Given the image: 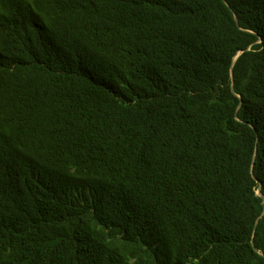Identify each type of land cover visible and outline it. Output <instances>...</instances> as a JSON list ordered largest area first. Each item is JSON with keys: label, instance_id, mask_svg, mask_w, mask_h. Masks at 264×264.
<instances>
[{"label": "trees", "instance_id": "trees-1", "mask_svg": "<svg viewBox=\"0 0 264 264\" xmlns=\"http://www.w3.org/2000/svg\"><path fill=\"white\" fill-rule=\"evenodd\" d=\"M0 264H264V0H0Z\"/></svg>", "mask_w": 264, "mask_h": 264}, {"label": "water", "instance_id": "water-1", "mask_svg": "<svg viewBox=\"0 0 264 264\" xmlns=\"http://www.w3.org/2000/svg\"><path fill=\"white\" fill-rule=\"evenodd\" d=\"M257 193L259 194V191L257 190Z\"/></svg>", "mask_w": 264, "mask_h": 264}]
</instances>
